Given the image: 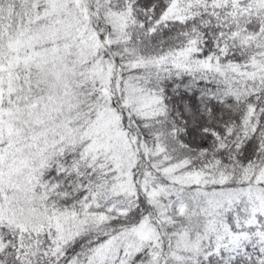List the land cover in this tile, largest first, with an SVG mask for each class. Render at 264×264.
Returning a JSON list of instances; mask_svg holds the SVG:
<instances>
[{
    "label": "trees",
    "instance_id": "1",
    "mask_svg": "<svg viewBox=\"0 0 264 264\" xmlns=\"http://www.w3.org/2000/svg\"><path fill=\"white\" fill-rule=\"evenodd\" d=\"M102 1L0 0V264H264V0Z\"/></svg>",
    "mask_w": 264,
    "mask_h": 264
},
{
    "label": "rangeland",
    "instance_id": "2",
    "mask_svg": "<svg viewBox=\"0 0 264 264\" xmlns=\"http://www.w3.org/2000/svg\"><path fill=\"white\" fill-rule=\"evenodd\" d=\"M91 1H95V0H91ZM101 2H103V1L101 0ZM51 4L57 5L59 3L51 2ZM61 4H62V1L60 2L59 5H61ZM62 9L63 8H61V10ZM61 10L53 13V17L57 13L61 12ZM45 13L46 12H41L40 15H45ZM109 16L114 17V15H109ZM43 26H46L45 30L48 32L56 31L57 30L56 28L58 27L57 24L54 26L51 24H50V26L45 24ZM59 28H61V27L59 26ZM110 82H111V84H114V79H111ZM105 113H107V112H105V111L98 112L99 117H100V115H103ZM103 124H104V126L110 125L111 121H104ZM119 154L122 156V158H124V156L128 157V154H126V153L121 152ZM145 174H146L147 180L145 182L144 181L143 182H144V186L147 187L146 185L148 184V182L151 183L152 180L149 177V174H147V173H145ZM170 180H171V178H170ZM172 181L185 184V188L189 189V193L192 194L195 189L192 188L191 186L194 185V183H198L200 180L198 179L197 172H194V173L186 172L183 175H180L178 177H174V179ZM262 181H264V178L262 179ZM145 190H147V189H145ZM241 193H244V195L248 198H251L250 196H252V198H254V199H257L258 195H259V193L255 192V189L251 190V188H247V187L241 191H236L235 193H232L231 191L227 192V191H221L220 190L219 194H216L217 197H214L212 195L208 196V198H207V196L204 197L203 206L204 205L209 206V207L204 206V210L208 211L209 213H213V210L215 211L219 206H221L223 204H226V203L229 204L232 200H235L238 197V194H241ZM115 204H116L115 210H117L118 213L127 212L128 202L125 203L123 201V198H122V200L120 198L115 199L114 201L111 202L110 205H108L109 207H107V208H112V206H114ZM211 204H213V206H214L213 208H211ZM185 205H186V199L181 197V196H177V197L173 198L171 201H169L167 203L166 207L168 208L170 213H172V214L174 213L175 215L176 214L180 215L184 212V210L186 208Z\"/></svg>",
    "mask_w": 264,
    "mask_h": 264
}]
</instances>
